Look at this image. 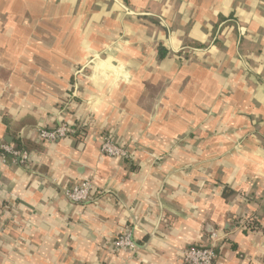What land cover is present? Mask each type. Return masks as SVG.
<instances>
[{"label": "crops", "instance_id": "obj_1", "mask_svg": "<svg viewBox=\"0 0 264 264\" xmlns=\"http://www.w3.org/2000/svg\"><path fill=\"white\" fill-rule=\"evenodd\" d=\"M60 123L84 128L39 140ZM16 141L35 148L0 154V264H182L191 246L264 264V0H0Z\"/></svg>", "mask_w": 264, "mask_h": 264}, {"label": "built area", "instance_id": "obj_2", "mask_svg": "<svg viewBox=\"0 0 264 264\" xmlns=\"http://www.w3.org/2000/svg\"><path fill=\"white\" fill-rule=\"evenodd\" d=\"M83 128L84 125L81 124L78 127H73L67 123H60L52 128H39L38 138L42 142H56L74 136ZM99 151L109 158L131 161V155L128 152V149L122 145L116 144L106 134L101 135ZM0 154L2 158L5 156H11L19 163H25L29 159L27 153L20 152L11 145H1ZM94 191L95 188L91 182L81 181L66 190L64 194L72 202L80 204L90 201L95 193ZM215 239L216 235L212 234L211 240ZM113 244L116 248H133L129 235L118 237ZM215 258L216 252L211 246H191L184 251L182 264H214Z\"/></svg>", "mask_w": 264, "mask_h": 264}, {"label": "trees", "instance_id": "obj_3", "mask_svg": "<svg viewBox=\"0 0 264 264\" xmlns=\"http://www.w3.org/2000/svg\"><path fill=\"white\" fill-rule=\"evenodd\" d=\"M167 56V51L164 49H159L158 51V57L160 59H163ZM73 126V125H71ZM74 127V126H73ZM15 148L16 150L18 149L19 151H23V150H30L35 148V145L26 141H16L15 143Z\"/></svg>", "mask_w": 264, "mask_h": 264}, {"label": "water", "instance_id": "obj_4", "mask_svg": "<svg viewBox=\"0 0 264 264\" xmlns=\"http://www.w3.org/2000/svg\"><path fill=\"white\" fill-rule=\"evenodd\" d=\"M5 141H7V140L5 139Z\"/></svg>", "mask_w": 264, "mask_h": 264}]
</instances>
